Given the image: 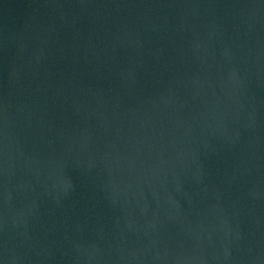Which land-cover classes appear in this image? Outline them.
Segmentation results:
<instances>
[{
  "label": "water",
  "instance_id": "95a60500",
  "mask_svg": "<svg viewBox=\"0 0 264 264\" xmlns=\"http://www.w3.org/2000/svg\"><path fill=\"white\" fill-rule=\"evenodd\" d=\"M0 264H264V0H0Z\"/></svg>",
  "mask_w": 264,
  "mask_h": 264
}]
</instances>
